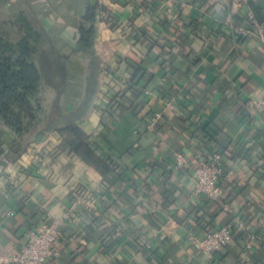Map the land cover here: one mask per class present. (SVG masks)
<instances>
[{"label":"crops","instance_id":"crops-1","mask_svg":"<svg viewBox=\"0 0 264 264\" xmlns=\"http://www.w3.org/2000/svg\"><path fill=\"white\" fill-rule=\"evenodd\" d=\"M24 8L66 78L58 101L44 86L28 150L0 168V253L69 212L59 264H264V110L246 106L264 89V42L234 29L249 9L264 27V0H0V21ZM177 152L222 155L220 200L173 170ZM77 191L98 196L93 211L72 207ZM229 222L211 259L192 245Z\"/></svg>","mask_w":264,"mask_h":264},{"label":"trees","instance_id":"trees-1","mask_svg":"<svg viewBox=\"0 0 264 264\" xmlns=\"http://www.w3.org/2000/svg\"><path fill=\"white\" fill-rule=\"evenodd\" d=\"M85 20L92 21L90 10ZM80 30L82 46L89 47L91 29L81 26ZM65 78L63 56L51 45L49 35L30 8L19 9L0 21V168L28 150L21 140L38 121L43 102L41 87L54 88L58 101Z\"/></svg>","mask_w":264,"mask_h":264},{"label":"built area","instance_id":"built-area-1","mask_svg":"<svg viewBox=\"0 0 264 264\" xmlns=\"http://www.w3.org/2000/svg\"><path fill=\"white\" fill-rule=\"evenodd\" d=\"M250 0H228L231 7L239 8ZM245 26L237 25L235 31L240 34H248L257 40L264 42V27L259 23L251 9L247 10ZM248 109L264 110V89L257 98H249ZM160 113L155 111L149 115L147 128L154 130L159 122ZM174 171H185L194 179V190L210 200H220L223 196V188L220 177L223 174L224 165L222 155L219 152H200L191 155L183 152L175 153L172 164ZM74 205H84L89 211L95 209L98 196L82 197L78 191L73 193ZM227 209V207H225ZM70 219V213L61 218H51L39 223L27 231V239L18 252L0 253V264H59L60 249L57 241L63 236L66 224ZM235 224L229 222L207 233L202 238L190 237L192 245L208 259H211L217 251L232 239ZM236 225L241 226L238 221Z\"/></svg>","mask_w":264,"mask_h":264},{"label":"rangeland","instance_id":"rangeland-1","mask_svg":"<svg viewBox=\"0 0 264 264\" xmlns=\"http://www.w3.org/2000/svg\"><path fill=\"white\" fill-rule=\"evenodd\" d=\"M44 91H45V88H44V86H43V87H41V96H42V98L45 97ZM44 100H45V99H44Z\"/></svg>","mask_w":264,"mask_h":264}]
</instances>
